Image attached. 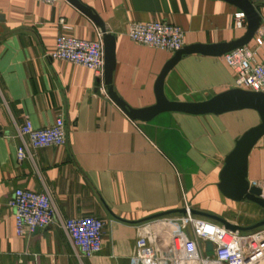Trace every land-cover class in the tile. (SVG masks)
Here are the masks:
<instances>
[{
	"label": "crops",
	"instance_id": "1",
	"mask_svg": "<svg viewBox=\"0 0 264 264\" xmlns=\"http://www.w3.org/2000/svg\"><path fill=\"white\" fill-rule=\"evenodd\" d=\"M115 37L111 86L131 109L156 102L154 85L172 53L132 42L133 22H166L184 32L185 45L238 39L234 6L222 0H78ZM264 22V0H249ZM63 19L66 28L59 20ZM98 27L66 0H0V264H130L134 242L157 219L151 215L189 209L251 226L256 216L232 219L243 202L218 190L219 172L235 141L259 123L256 112L193 116L164 112L132 121L108 97L96 74L50 60L61 34L94 40ZM262 54L264 49H260ZM221 58L183 57L166 75L170 102H201L234 88L235 74ZM61 117L66 144L34 150L16 160L23 146L19 127L29 120L47 128ZM247 180L264 182V136L248 156ZM48 194L58 220L93 216L104 222L101 252L82 258L62 226L17 236L8 207L16 189ZM171 216V215H170Z\"/></svg>",
	"mask_w": 264,
	"mask_h": 264
},
{
	"label": "built area",
	"instance_id": "2",
	"mask_svg": "<svg viewBox=\"0 0 264 264\" xmlns=\"http://www.w3.org/2000/svg\"><path fill=\"white\" fill-rule=\"evenodd\" d=\"M33 1L54 5L60 0ZM59 24L66 28L63 19ZM245 26L244 14L237 11L234 28L245 30ZM127 36L135 44L172 54L185 46L182 29L166 22H133L128 26ZM256 39L264 45V22L249 44L220 58L234 72L235 88L264 94V53L259 44H254ZM45 57L84 67L94 72L102 82L104 53L101 33L94 40L61 34ZM18 133L25 140L23 146L16 148L18 162L26 159L27 146L38 150L66 144L61 117L47 128H35L25 120ZM253 186L264 195V182ZM8 207L12 211L17 236L60 224L82 258L88 259L101 252L104 222L96 217L81 216L60 221L48 194L19 188L13 192ZM185 209L184 215L158 218L149 225L147 234L138 236L134 242L130 264H264V226L246 232L232 231L218 222L192 215L188 207ZM205 242L212 244L211 255H207Z\"/></svg>",
	"mask_w": 264,
	"mask_h": 264
},
{
	"label": "water",
	"instance_id": "3",
	"mask_svg": "<svg viewBox=\"0 0 264 264\" xmlns=\"http://www.w3.org/2000/svg\"><path fill=\"white\" fill-rule=\"evenodd\" d=\"M66 1L86 15L100 30L104 53L102 82L104 86L107 87L108 97L130 120L146 122L154 118L156 115L164 112H175L193 116H218L242 110H251L257 113L259 123L246 130L235 141L233 149L226 155L224 165L219 172V182L217 184V188L225 198L231 201H247L264 210V195L258 187L253 185L251 186L247 180L248 156L258 140L264 136V94L240 88H230L201 102H170L163 94V84L166 75L183 57L199 55L203 57L220 58L234 49L249 44L262 24L261 18L255 9V6L251 4L249 0H222L234 6L238 11L244 14L246 26L242 36L230 42L217 44H191L183 46L166 62L156 79L154 85V93L156 97L155 104L148 108L135 110L128 107L116 95L111 86L112 73L115 67V37L106 31L102 20L89 7L81 4L78 0ZM100 83L101 80L96 79L97 88H99ZM189 211L192 215L213 220L223 225L226 229L232 231L239 230L246 232L264 226V219L251 226L242 227L211 214L192 209ZM185 213V208L170 210L157 213L143 220L131 223L138 224L170 215H184ZM204 245L207 255H211L212 244L210 242H205Z\"/></svg>",
	"mask_w": 264,
	"mask_h": 264
},
{
	"label": "rangeland",
	"instance_id": "4",
	"mask_svg": "<svg viewBox=\"0 0 264 264\" xmlns=\"http://www.w3.org/2000/svg\"><path fill=\"white\" fill-rule=\"evenodd\" d=\"M255 42L257 44L260 45V48L261 49H264V45L261 44L258 39H256L254 41V44ZM254 44H252V46H254ZM221 62H223L222 60H220ZM235 88V87H234ZM253 127V126H252ZM251 128V127H250ZM249 129V128H248ZM238 207H240V209H237L233 212H231L230 216L232 219H236L237 217L241 216H246V215H253V216H256L257 219H262L264 218V210L262 208H260L259 206L253 204V203H250V202H247L245 201L244 203H242L241 205H238ZM263 220V219H262ZM261 221V220H260ZM259 222V221H258ZM97 256V255H95ZM94 257V256H93Z\"/></svg>",
	"mask_w": 264,
	"mask_h": 264
}]
</instances>
